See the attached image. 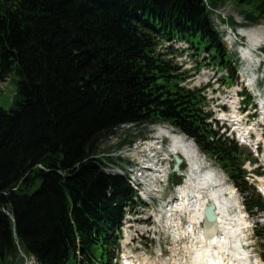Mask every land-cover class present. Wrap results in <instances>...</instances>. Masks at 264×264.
<instances>
[{
  "label": "trees",
  "instance_id": "obj_1",
  "mask_svg": "<svg viewBox=\"0 0 264 264\" xmlns=\"http://www.w3.org/2000/svg\"><path fill=\"white\" fill-rule=\"evenodd\" d=\"M228 1L249 7L247 23L264 21V0H0V83L17 76L10 108L0 107V264L20 254L117 264L120 221L137 195L104 172L99 148L122 125H169L226 175L248 215L264 212L244 168L252 155L212 128L203 88L181 87L187 76L156 52L159 39L198 38L194 51L235 82L211 15ZM254 233L264 244L257 222Z\"/></svg>",
  "mask_w": 264,
  "mask_h": 264
},
{
  "label": "rangeland",
  "instance_id": "obj_2",
  "mask_svg": "<svg viewBox=\"0 0 264 264\" xmlns=\"http://www.w3.org/2000/svg\"><path fill=\"white\" fill-rule=\"evenodd\" d=\"M255 1V0H253ZM247 5L240 6L236 4L235 2L228 1L224 5L219 6L215 8V10L212 12V20L213 24L216 28V30L222 35V41L225 45V47L228 50V53L232 57L234 61H236L237 64V75L240 74L243 76L247 74L248 71L243 70V64L237 63V57H236V51L234 48V43H242L245 44V48L247 46H251L254 48V46H260L261 51L263 52V56H260L259 60H262L264 62V38L258 39L257 42L252 43L254 36L247 37L243 35L244 32H251L254 29L261 27L264 29V21H259L258 23L250 24L247 23L246 20L243 18L244 11L248 10ZM243 31V33H242ZM250 40V41H249ZM226 41V42H225ZM189 43L193 42L194 44H197L199 42L198 38H190ZM254 45H252V44ZM259 44V45H258ZM201 46V45H200ZM203 49V47L201 46ZM201 49V50H202ZM246 50V49H245ZM248 50V47H247ZM247 52V51H246ZM198 63V62H197ZM205 68L203 69V66H201L200 70L196 69V66H194L193 69L188 71V75L190 76L189 79L186 82V86L189 87H195V88H201L203 86H206L205 83L207 81L204 77ZM264 78L261 74L258 75V78ZM17 81V76L15 74H12L7 83L0 84V107L3 109H9L11 106V100L15 94V83ZM241 79H238L237 81L230 84L228 81H224L220 86L218 87L217 82H214L212 80L211 85L209 89L205 91V96H207L208 104L206 105V110H211L214 113H218V117H221L222 114L220 113V103L226 102L230 107L234 106V103L236 101L235 99V93L240 92L243 90V86L240 83ZM264 88V87H263ZM213 90V92H212ZM238 101L242 102L240 105V109L243 108V103L245 99L238 97ZM246 102V101H245ZM235 107H238L237 105ZM241 111V110H240ZM246 113H242L243 122L246 123V128H249L248 130H251L255 133V136L258 140V135L263 132V127L261 126V123H264V120H262V117L253 118L252 116H249V106L245 108ZM227 115H229L230 110L227 108L226 110ZM243 112V111H241ZM261 115V114H260ZM217 115L214 116L216 118ZM221 123V122H220ZM219 123V124H220ZM160 128L162 131L159 134V138L156 140V144L160 145L159 147L162 149L157 150L156 154H163L168 156L167 149L171 150V141L170 139H164L162 136L165 131H168L169 137L173 134L178 136L181 139L188 140L185 138L182 134L176 132L174 129L169 128L167 125L160 124ZM150 131H146L144 127H134V126H120L119 129H117L116 134L112 137H109L107 140L103 141V143L100 145V160L104 164V172L112 175H125L126 171L130 169L129 164H131V160H138L140 157L143 156V158H147V153H141L136 154L135 150L140 146L144 139L151 140L153 134H150ZM143 134H147L145 138H142L141 136ZM150 134V135H149ZM229 134V133H228ZM230 135V134H229ZM231 136V135H230ZM233 137V136H232ZM264 138V135H263ZM257 140L250 139L249 144L250 146L242 145L243 149L249 152H252V159H254L257 164H253L252 161H246L244 164V168L249 172V181L253 183V185L259 190H264V140L263 145H258ZM147 143V142H145ZM257 143V144H256ZM149 144V143H147ZM256 144V145H255ZM257 146L258 153L255 154L254 147ZM159 151V153H157ZM162 151V152H161ZM161 152V153H160ZM199 152V151H198ZM165 153V154H164ZM200 154V153H199ZM153 154H151L148 157V160L151 161L154 158L152 157ZM203 161H204V169L203 171H213L218 181L220 182L221 186L227 191L231 192V194L234 195L233 201L235 199L237 200L239 207L238 211H240V215L242 220L246 221L244 223L246 229L243 230V236L245 238H248V253H249V261L250 264H264V261L262 260V255H264V244L261 243L257 238L255 237L254 233V226L257 222L259 224V229H264V213H258L256 216H250L246 213V211L243 208L242 205V195H240L234 187L231 185V183L228 181L226 175L215 165H213L211 162L207 160V158L203 155ZM157 157V155H156ZM157 161V158L154 159ZM138 162V161H136ZM174 165V159L173 157H170L169 165L167 163L165 166H168L169 173L172 170V167ZM189 170L188 162L184 159L182 164L179 166V174H171L170 178L168 180L167 187H161L158 188V192L156 193L157 200L153 199V201L147 200L145 202L142 200L138 194V198L141 205L137 206L133 211L134 214H132V218H135V224L134 227L131 228L128 231V238L129 244L124 245L123 248L119 249V258L118 263L120 264V256L126 255L127 257H130V260H133V263L135 264H184L188 263L189 260V253H186L184 251V247H188L193 238L191 234H188L185 237H179V241H174L177 238V235L175 236V233L177 232V220L173 219L169 223L166 222L163 213L167 210H169V207H166L167 202L174 201V198L179 197V190L185 189L187 190V185L184 182V174ZM255 170L256 173L253 171ZM128 172V171H127ZM261 175H259V174ZM203 188V192H208V190H205ZM154 195V194H153ZM233 198V196L231 195ZM232 199L228 202L231 203ZM231 207V206H230ZM230 209H227V223L233 224L232 220H236L235 217L238 216L237 209L235 208L232 213L229 214ZM239 215V216H240ZM181 221H186L185 217H181ZM160 225V228H157V225ZM226 223V221H225ZM167 225V226H166ZM168 225L173 226V232L172 229L168 227ZM193 228L195 229L196 233L198 230V227L196 224H193ZM229 226V225H228ZM234 226V225H230ZM239 227V226H238ZM158 229V230H157ZM197 229V230H196ZM157 230V232H156ZM241 231V228L239 232ZM194 232V234L196 235ZM263 233V232H261ZM251 237V238H250ZM242 239V238H241ZM174 245H177L176 248H174ZM173 249H176L173 253ZM21 257V261H18L17 264H38L37 262H34L31 258H25ZM253 260V261H252Z\"/></svg>",
  "mask_w": 264,
  "mask_h": 264
},
{
  "label": "bare ground",
  "instance_id": "obj_3",
  "mask_svg": "<svg viewBox=\"0 0 264 264\" xmlns=\"http://www.w3.org/2000/svg\"><path fill=\"white\" fill-rule=\"evenodd\" d=\"M245 34L250 39L254 36L253 41L251 39L252 43H254L258 39L264 38V29L258 27L251 32L243 33L244 36ZM184 46L181 45V47ZM169 139L171 141V150L169 149L167 153H170L171 156L179 157L181 164L184 161L183 159H185L188 162L189 170L184 174L187 190L186 188L180 189V200L170 201L168 203L169 210L162 213L167 223L173 219L177 220L178 228L175 233V236L177 235V238L174 240L175 242L180 240L179 237L183 238L188 234H191L193 238L191 244L188 247H184V251L189 253L190 256L187 264H250L249 253L247 250L242 249L241 244V240L245 238L243 230L246 228L244 225L246 221L241 218V213L237 208L239 207L237 200L233 201L234 195L231 192H227L221 186L213 171H203V156L199 154L192 141L181 139L173 134ZM150 149L151 146L149 145L144 151L148 152ZM153 161L154 159L145 162L147 170L153 168ZM146 173L151 178L158 177L157 172L146 171ZM203 188L208 190V192H203ZM231 199V203L228 202ZM210 203L215 205V224L208 223L203 218V210ZM235 208L237 209L238 216L235 217V221L232 220L233 224H228L227 219L229 216L227 217V209H230V214ZM181 217H185L186 221L182 222ZM201 222L202 224H200ZM193 224L199 226L198 230L196 229L197 233L193 228ZM168 227L172 229V232L174 231L173 226L168 225ZM240 228L241 231L239 232ZM176 246L174 245V248ZM175 250L173 249V253ZM131 263L135 264L133 261Z\"/></svg>",
  "mask_w": 264,
  "mask_h": 264
},
{
  "label": "water",
  "instance_id": "obj_4",
  "mask_svg": "<svg viewBox=\"0 0 264 264\" xmlns=\"http://www.w3.org/2000/svg\"><path fill=\"white\" fill-rule=\"evenodd\" d=\"M79 82H81V79H79ZM181 163V160L174 156V166H173V172H178V166ZM203 217L206 222L215 224L216 223V214H215V205L213 203H210L207 205L203 210Z\"/></svg>",
  "mask_w": 264,
  "mask_h": 264
}]
</instances>
